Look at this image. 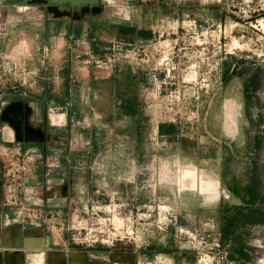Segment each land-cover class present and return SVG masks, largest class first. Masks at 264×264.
Returning a JSON list of instances; mask_svg holds the SVG:
<instances>
[{
    "label": "rangeland",
    "instance_id": "obj_1",
    "mask_svg": "<svg viewBox=\"0 0 264 264\" xmlns=\"http://www.w3.org/2000/svg\"><path fill=\"white\" fill-rule=\"evenodd\" d=\"M40 3L0 0V210L136 264H264V0Z\"/></svg>",
    "mask_w": 264,
    "mask_h": 264
},
{
    "label": "crops",
    "instance_id": "obj_2",
    "mask_svg": "<svg viewBox=\"0 0 264 264\" xmlns=\"http://www.w3.org/2000/svg\"><path fill=\"white\" fill-rule=\"evenodd\" d=\"M8 216L0 210V264H136L135 251L71 246L61 237L54 240L37 222L39 217L24 221Z\"/></svg>",
    "mask_w": 264,
    "mask_h": 264
},
{
    "label": "flooded vegetation",
    "instance_id": "obj_3",
    "mask_svg": "<svg viewBox=\"0 0 264 264\" xmlns=\"http://www.w3.org/2000/svg\"><path fill=\"white\" fill-rule=\"evenodd\" d=\"M99 5L93 7H87V6L82 7L79 13L72 11V9H70L69 11H62V12L58 11L56 7H54V9L56 12L60 14L66 13L67 15L78 18L82 15V11L84 10L92 11V9H94L95 7H99ZM9 108L10 109H7V111L4 112L2 111L3 113H1V116L8 123V125H10L12 129H14V133L17 136V138L19 137L24 142L31 141L35 144L38 143L41 144L43 143L42 141L44 142L47 141V145L49 146L50 144H53L52 142L49 141L50 138L57 139V137H51L50 135L46 134L44 128L40 126L39 123L34 122L30 124L27 119V110L25 108L16 104L10 106ZM40 190L42 192L40 191L36 194L42 196L41 193H43V191H50L51 187L44 186V188L42 187Z\"/></svg>",
    "mask_w": 264,
    "mask_h": 264
},
{
    "label": "water",
    "instance_id": "obj_4",
    "mask_svg": "<svg viewBox=\"0 0 264 264\" xmlns=\"http://www.w3.org/2000/svg\"><path fill=\"white\" fill-rule=\"evenodd\" d=\"M103 0H42L40 4H32L33 6L56 7L60 12L72 11L79 13L82 7H93L99 5ZM222 192L221 188H218Z\"/></svg>",
    "mask_w": 264,
    "mask_h": 264
},
{
    "label": "bare ground",
    "instance_id": "obj_5",
    "mask_svg": "<svg viewBox=\"0 0 264 264\" xmlns=\"http://www.w3.org/2000/svg\"><path fill=\"white\" fill-rule=\"evenodd\" d=\"M211 184H212V182L208 183V185H207V186H208V187H210V186H211ZM202 189H203V188H202ZM214 189H216V188L214 187Z\"/></svg>",
    "mask_w": 264,
    "mask_h": 264
}]
</instances>
